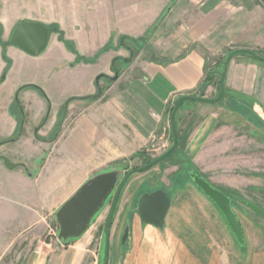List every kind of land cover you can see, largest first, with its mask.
<instances>
[{
    "label": "crops",
    "instance_id": "obj_1",
    "mask_svg": "<svg viewBox=\"0 0 264 264\" xmlns=\"http://www.w3.org/2000/svg\"><path fill=\"white\" fill-rule=\"evenodd\" d=\"M22 21L48 30L38 55L10 42ZM0 29V228L24 229L22 244L39 243L29 255L0 264H83L90 233L53 255L50 244L36 241L38 229L109 165L165 145L174 101L212 97L214 87L203 84L208 68L235 50L264 54V3L0 0ZM240 55L226 67L225 91L229 99L252 100L264 121V63ZM190 103L180 109L195 105L210 113L196 139H228L236 132L228 126L215 132L214 104ZM209 207L170 208L162 229L131 219L123 249L139 242L157 256L153 264H174L177 217L194 212L203 218ZM203 221L214 244L218 223Z\"/></svg>",
    "mask_w": 264,
    "mask_h": 264
},
{
    "label": "rangeland",
    "instance_id": "obj_2",
    "mask_svg": "<svg viewBox=\"0 0 264 264\" xmlns=\"http://www.w3.org/2000/svg\"><path fill=\"white\" fill-rule=\"evenodd\" d=\"M254 53L264 57L263 53ZM229 54L224 57V61L217 68H214L219 75H216L210 84H204L214 87L211 98L217 96L220 73L223 71L224 62ZM240 56L255 60L248 55ZM229 95L230 93L225 91L220 102L214 104L212 114L217 115L215 132L222 130L224 126H228L229 129L236 130L232 136L229 135L228 139L218 137L209 141H205L204 137L196 139L198 129L202 127L204 120L209 118L210 113L197 110L195 105L182 108L178 111V116L175 119L179 141L176 151L159 165L144 173L133 175L128 180L125 191L121 194L111 226L108 264H153L156 262L153 261V258L157 256L155 254L153 256L146 248L143 249L139 242H135V247L131 251L123 249L132 225L129 220L134 219L135 222L140 220L141 224L144 223L137 215L138 204L140 199L147 196L151 191H132L134 188L141 187L144 190L171 187L188 189V191H164V193L168 192L173 199L171 202L172 209H180L189 205L212 206L207 208L209 211L200 214L203 218L198 217V214L194 212L182 213L180 214L182 217H177L176 227L179 234L175 245L176 260L174 264H264V218L247 207V204H252L264 211V132L255 121L254 112L250 111V108L253 110L257 108L254 102L242 97L229 99ZM189 104L191 103L185 102L184 106ZM224 129L226 130V128ZM233 135L239 139H232ZM171 145L172 135L170 134L165 145L161 148L149 147L143 153H139L124 163L109 165L99 174L116 172L118 178L116 188L120 179L128 171L143 167L155 160L165 153ZM193 173H197L210 185L230 197L232 209L244 233L245 245L243 250L236 243L215 206L200 194L197 188L194 189L190 178ZM113 194L114 191L86 230L90 233L92 240L84 249L83 264H102L103 227ZM56 213L48 219L44 229H38L42 230V233L36 240L40 241L42 243L40 245L43 247H45L44 242L50 244L54 252L53 255L66 250L68 243L78 241L82 237L64 242L59 239ZM202 219L208 223H218L217 230H215L218 233H216L217 236H214L215 240L213 239L214 244L211 239L213 231L210 232V228L206 227L207 224ZM124 224L125 227L126 225L129 226V230L127 237L122 241L125 227L123 231L121 228ZM23 230L21 228H0V262H10L15 255H21V257L29 255L31 251L37 248L39 243L22 244L29 232ZM161 233L159 239L160 243L164 242L161 244L164 248L167 237L166 232ZM51 262L52 260L49 263Z\"/></svg>",
    "mask_w": 264,
    "mask_h": 264
},
{
    "label": "water",
    "instance_id": "obj_3",
    "mask_svg": "<svg viewBox=\"0 0 264 264\" xmlns=\"http://www.w3.org/2000/svg\"><path fill=\"white\" fill-rule=\"evenodd\" d=\"M264 3V0H261ZM1 31V29H0ZM30 32L33 38L26 37ZM48 41V30L40 23L22 21L18 24L11 37L10 42L15 46L29 52L32 55H38L43 50ZM248 55L251 58L264 63V57L257 55L248 49H239L232 51L224 62L223 71L220 73L218 93L215 98H199L189 95L178 97L174 103L169 116V123L172 135L171 147L157 157L155 160L143 167L128 171L119 181L116 190L115 185L118 180L116 172L103 173L95 176L85 183L67 202H65L56 213V220L59 228L58 238L63 242L69 239H76L82 236L89 227L92 219L102 209L106 200L114 191L112 203L103 227L104 247L102 264H108L109 236L110 226L112 225L114 213L119 203L122 190L128 180L136 174H141L149 169L159 165L169 158L176 150L178 145V135L175 128V117L185 102H192L204 105H213L220 102L224 93V76L229 61L236 55ZM254 112V111H253ZM255 117L264 125L262 119L254 112ZM6 167L13 168L14 165L3 158ZM190 178L197 190L206 197L222 215L227 227L238 246L243 250L245 245L244 233L241 224L231 208L230 199L221 191L212 187L208 182L202 179L197 173L190 175ZM167 197L162 192H155L140 199L137 213L144 223L162 229L163 219L167 210ZM248 208L258 215L264 217V211L252 204H247ZM129 226L126 225L123 240L128 235Z\"/></svg>",
    "mask_w": 264,
    "mask_h": 264
},
{
    "label": "flooded vegetation",
    "instance_id": "obj_4",
    "mask_svg": "<svg viewBox=\"0 0 264 264\" xmlns=\"http://www.w3.org/2000/svg\"><path fill=\"white\" fill-rule=\"evenodd\" d=\"M257 61V60H256ZM260 62V61H259ZM262 63V62H261ZM250 111H254L253 109H251L250 108ZM255 112V111H254ZM256 113V112H255ZM252 114V113H251ZM257 114V113H256ZM253 115V114H252ZM253 117H254V119H255V121L259 124V126H260V128L263 130V132H264V125H262V123L253 115ZM263 121V120H262ZM263 123H264V121H263ZM254 125V124H253ZM255 127V126H254ZM191 184L193 185V187H194V189L196 190V187L194 186V184H193V182H192V180H191ZM212 187H214L213 185H211ZM215 188V187H214ZM217 189V188H216ZM115 190H116V188H115ZM114 190V191H115ZM218 190V189H217ZM122 191H125V187H124V189L122 190ZM132 191H151V192H149V194H147V196L148 195H150V194H152V191H162V193H163V195H166V197H167V202H168V205H167V210H166V213H165V216H164V219H165V217H166V214L168 213V211H169V209L171 208V205H172V201H173V199H171V196H170V194L168 193V192H165L164 193V191H188V189H186V188H181V187H171V188H166V189H153V190H144V188H134ZM219 191H221V190H219ZM154 193V192H153ZM223 193V192H222ZM201 194V193H200ZM224 194V193H223ZM225 195V194H224ZM227 196V195H226ZM121 197V196H120ZM229 199H230V197L229 196H227ZM120 200V199H119ZM230 201H231V199H230ZM112 203V202H111ZM111 206V205H110ZM248 207V206H247ZM231 208H232V201H231ZM110 209V208H109ZM116 209H117V207H116ZM250 209V208H249ZM233 210V209H232ZM234 211V210H233ZM253 211V210H252ZM254 212V211H253ZM115 213H116V210H115ZM115 213H114V215H115ZM255 213V212H254ZM257 214V213H256ZM138 215V214H137ZM258 215V214H257ZM260 216V215H259ZM262 217V216H261ZM114 218V217H113ZM138 218L140 219V217H139V215H138ZM264 218V217H263ZM164 219H163V223H164ZM112 223H113V221H112ZM112 226V225H111ZM111 226H110V233H111ZM124 230V229H123ZM121 236H122V233H121ZM121 238V237H120ZM109 239H110V236H109ZM121 241V240H120Z\"/></svg>",
    "mask_w": 264,
    "mask_h": 264
},
{
    "label": "trees",
    "instance_id": "obj_5",
    "mask_svg": "<svg viewBox=\"0 0 264 264\" xmlns=\"http://www.w3.org/2000/svg\"><path fill=\"white\" fill-rule=\"evenodd\" d=\"M123 42H124V40H123ZM216 75H219V73L217 71H215L214 69H208L207 72H206V76L204 78L203 84H210L211 82H213L214 81V77ZM178 143H179V141H178ZM177 147H178V145H177Z\"/></svg>",
    "mask_w": 264,
    "mask_h": 264
}]
</instances>
